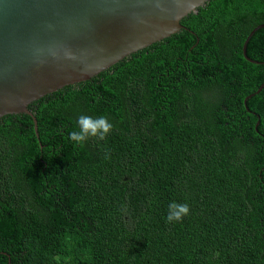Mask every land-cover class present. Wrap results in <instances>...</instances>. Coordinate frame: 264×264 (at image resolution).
I'll return each instance as SVG.
<instances>
[{
	"label": "trees",
	"instance_id": "1",
	"mask_svg": "<svg viewBox=\"0 0 264 264\" xmlns=\"http://www.w3.org/2000/svg\"><path fill=\"white\" fill-rule=\"evenodd\" d=\"M180 23L31 103L36 131L0 119V264H264V64L242 56L264 0H209ZM246 56L264 63V29ZM82 114L113 131L75 145ZM173 201L189 214L168 223Z\"/></svg>",
	"mask_w": 264,
	"mask_h": 264
},
{
	"label": "water",
	"instance_id": "2",
	"mask_svg": "<svg viewBox=\"0 0 264 264\" xmlns=\"http://www.w3.org/2000/svg\"><path fill=\"white\" fill-rule=\"evenodd\" d=\"M209 0H0V119L183 30ZM254 28L242 45V56ZM264 82L257 90L259 93Z\"/></svg>",
	"mask_w": 264,
	"mask_h": 264
},
{
	"label": "clouds",
	"instance_id": "3",
	"mask_svg": "<svg viewBox=\"0 0 264 264\" xmlns=\"http://www.w3.org/2000/svg\"><path fill=\"white\" fill-rule=\"evenodd\" d=\"M114 125L106 116L92 117L86 114L80 115L76 120V129L68 134V139L77 146H83L89 138L103 141L113 131ZM105 158H108L106 154ZM126 211V209H125ZM189 214V206L186 203L180 204L175 201L168 205L166 221L179 222Z\"/></svg>",
	"mask_w": 264,
	"mask_h": 264
},
{
	"label": "flooded vegetation",
	"instance_id": "4",
	"mask_svg": "<svg viewBox=\"0 0 264 264\" xmlns=\"http://www.w3.org/2000/svg\"><path fill=\"white\" fill-rule=\"evenodd\" d=\"M243 119V118H242ZM231 121H242L241 119L240 120H235V119H231ZM252 137V136H251ZM264 138V137H263ZM259 144H260V148L261 149H264V141H259ZM259 159H260V164H262V163H264V160L262 159V157H264V153H261V154H259ZM261 169H263V168H261ZM261 172H262V170H260V174H261ZM259 188L261 189V190H263V192H262V200L264 201V183L263 184H261V186H259Z\"/></svg>",
	"mask_w": 264,
	"mask_h": 264
}]
</instances>
